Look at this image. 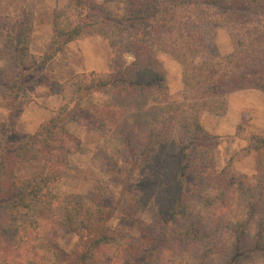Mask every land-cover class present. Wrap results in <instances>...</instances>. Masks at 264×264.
<instances>
[{"label":"trees","instance_id":"16d2710c","mask_svg":"<svg viewBox=\"0 0 264 264\" xmlns=\"http://www.w3.org/2000/svg\"><path fill=\"white\" fill-rule=\"evenodd\" d=\"M109 1L120 4L121 12L103 8V15H88L81 0H67L54 11L49 47L40 55L31 50L33 19L23 18L12 33L0 14V96L16 107L33 101L27 75L41 73L70 42L101 36L113 53L108 71L54 80L50 93L62 98L61 108L14 151L0 148V264H56L62 258L57 246L61 229L83 240L79 264L104 259L176 263L180 256L171 255L170 261L158 251L162 241L174 242L182 255L199 249L202 263L214 258L217 264H263L264 132L246 138V150L258 154L256 173L235 176L216 169L217 136L201 115L223 114L234 92H264V0ZM219 25L231 40L227 55L206 36L207 27ZM155 50L182 65L181 101L161 102L169 86ZM127 52L134 56L131 63L124 59ZM116 81L119 86L93 106L87 122L80 104L72 110L83 92ZM70 119L93 123L99 131L104 142L93 159L103 173L129 159L148 171L129 185V216L138 219L149 210L151 223L140 240L129 238L116 252L118 238L108 227L114 211L104 206L101 194L60 196L55 190L70 156L82 151L80 139L68 129ZM27 160L47 161L48 171L16 178V164ZM189 176L196 192L185 191ZM41 216L49 218L40 222Z\"/></svg>","mask_w":264,"mask_h":264},{"label":"rangeland","instance_id":"374dc122","mask_svg":"<svg viewBox=\"0 0 264 264\" xmlns=\"http://www.w3.org/2000/svg\"><path fill=\"white\" fill-rule=\"evenodd\" d=\"M66 1L0 0V14L5 16L6 30L12 33L16 31L20 20L25 17L33 19L31 50L36 55H40L45 53L49 47L53 32L52 17L54 11L63 7ZM81 1L86 6L85 11L88 15H93L96 12L103 15V10H101L103 8L107 10L113 8V11L120 13L122 8L120 4L109 0ZM205 32L208 41L216 47L220 54L227 55L232 51L230 37L222 25L207 27ZM107 47L110 49L108 45ZM153 55L159 60L169 86V91L162 96L161 102L181 101L183 93L182 65L166 51L155 50ZM124 59L127 63H131L134 56L132 53L127 52L124 54ZM63 64L65 68L66 63L64 61ZM1 65L2 63H0ZM38 75L29 73L25 78L31 95L32 89H34L33 86L36 84L35 81L39 82L37 86H43V88L46 83L47 77L44 75L36 79ZM119 83V81H116L113 85L102 90L83 92L81 98L71 105L72 110L80 104L78 111L87 122L93 106L104 102L119 86ZM40 89L37 98L33 99L30 104L23 105L19 103L17 107L13 101L0 96V148H3V151H14L18 142L34 134L39 126L46 123L64 104L60 96H50L49 89ZM232 106L238 113H232ZM237 119L240 124L238 125L239 128L237 127L236 135L242 141H246L251 133H258L252 122H255L253 119H256L259 123H264V92L255 89L234 92L229 96L226 111L223 114L203 112L201 115L204 126L217 136L214 146L216 169L218 171L227 169L230 174L235 176H252L256 173L258 154L253 149L246 150L247 145L242 148L238 147V139L230 133ZM67 126L80 139L82 151L75 152L70 156L69 163L63 169L62 178L56 185V192L60 196L85 195L94 191L101 194L104 206L114 211L113 217L108 221V227L118 238L113 245L115 252L122 242L129 238L140 240L143 236L144 227L151 223V215L150 211L147 210L138 219L129 216L132 201V192L129 185L138 177L146 176L148 171L141 167L137 160L129 159L120 161L115 168L103 173L99 164L93 159L98 145L104 142L95 125L93 123L81 124L70 119ZM242 163H245L244 167ZM236 164L240 165L237 166ZM241 167L250 170V172L241 171ZM48 168L49 163L44 160L22 161L16 164L15 175L18 179H29L45 174ZM196 190L195 180L189 176L185 184V191L192 193ZM44 216L39 217L40 222L49 218ZM57 238V246L62 258L56 264H79L83 240L70 229H61ZM198 250L182 255L183 251L174 242L166 243L162 241L158 244V251L164 252L166 259L171 255L180 256L174 264L219 263L214 258L203 259L202 263ZM169 260L171 261L172 258L170 257ZM262 263L264 264L263 261ZM94 264H113V261L104 259Z\"/></svg>","mask_w":264,"mask_h":264},{"label":"crops","instance_id":"0c3cea01","mask_svg":"<svg viewBox=\"0 0 264 264\" xmlns=\"http://www.w3.org/2000/svg\"><path fill=\"white\" fill-rule=\"evenodd\" d=\"M107 45L110 47L109 42L101 36H91L85 39L72 41L69 44H67L56 55V57L46 65L45 69L41 73H39L36 79L45 75L47 77L45 80L46 83L43 88V86L42 87L37 86L39 82L35 81L36 84L33 86L34 89H32L33 99L37 98L38 94L41 91L40 88L42 89L46 88V90L49 89L50 92V86L54 80H57L59 82H64L78 73L91 72V71H97V72L108 71L113 53L111 47L110 49H108ZM63 61L66 63L65 65L66 69L63 67L64 65ZM50 96H56V95H52L50 93ZM232 109H233L232 113L237 112V110L233 106ZM253 120L255 122H252L253 123L252 125L256 127L255 130L258 133L264 131V123L261 124L258 122V120L256 119ZM239 124L240 121L237 119V121L232 126L230 133H232L233 136L236 139H238L239 142L238 147L242 148L245 145H247V143L246 141H242L240 137L236 135L237 127ZM236 165L239 166L240 164H236ZM242 166L244 167L245 163H242ZM243 167L240 168L241 171L250 172V170H245Z\"/></svg>","mask_w":264,"mask_h":264}]
</instances>
